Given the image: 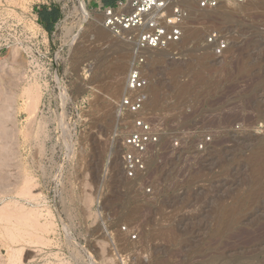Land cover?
<instances>
[{
	"label": "rangeland",
	"instance_id": "rangeland-1",
	"mask_svg": "<svg viewBox=\"0 0 264 264\" xmlns=\"http://www.w3.org/2000/svg\"><path fill=\"white\" fill-rule=\"evenodd\" d=\"M176 1L179 53L148 66L162 135L131 180L117 132L131 46L82 1L0 0V264H264V0ZM49 4L51 32L31 21Z\"/></svg>",
	"mask_w": 264,
	"mask_h": 264
},
{
	"label": "built area",
	"instance_id": "built-area-1",
	"mask_svg": "<svg viewBox=\"0 0 264 264\" xmlns=\"http://www.w3.org/2000/svg\"><path fill=\"white\" fill-rule=\"evenodd\" d=\"M87 7L96 8L101 15V25L116 37L131 46L125 93L117 103L120 119L117 132H122L121 164L126 178L134 180L147 171L148 159L156 149L162 129L154 124L146 113V91L149 84V63L155 52L178 55L184 25L188 18L185 9L176 0H79ZM200 9H215L222 4H241L253 0H195ZM39 7L32 6L31 21L43 26L40 21ZM0 21V30L5 26ZM12 29L19 24L12 23ZM216 54L228 47L227 41L214 34L208 38ZM178 59V58H177ZM146 193L152 187L145 188ZM137 238L136 234L132 235Z\"/></svg>",
	"mask_w": 264,
	"mask_h": 264
},
{
	"label": "bare ground",
	"instance_id": "bare-ground-1",
	"mask_svg": "<svg viewBox=\"0 0 264 264\" xmlns=\"http://www.w3.org/2000/svg\"><path fill=\"white\" fill-rule=\"evenodd\" d=\"M248 2V1H247ZM253 3V2H252ZM246 4V3H245ZM223 5V4H222ZM233 5V4H232ZM249 6V5H248ZM81 7H83L82 9H83V12H84V15H85V17H89V15H90V10H89V8L87 7V5L84 3V2H82V5H81ZM230 10V9H229ZM228 10V11H229ZM252 11V10H251ZM226 12V11H225ZM233 12V11H232ZM205 13H207V12H205ZM104 31V30H103ZM103 31H101V32H103ZM103 34H106V32L104 33L103 32ZM183 37V36H182ZM77 38V35H74V37H73V39H72V41H74L75 39ZM122 41V40H121ZM115 42V41H114ZM124 42V41H123ZM73 43V42H72ZM111 43V42H110ZM114 44H116V42L115 43H113V46H114V48H115V45ZM122 43H120V45H121ZM119 45V44H118ZM118 46V48H120L119 50H118V48H117V50H118V56H117V59H118V66H117V68H116V74H117V76H120L122 73H123V71H124V65L122 64L123 63V60H124V58H125V52L123 51V49L121 48V46ZM116 46H117V44H116ZM155 53H157V52H155ZM159 53V52H158ZM162 53V52H161ZM154 54V53H153ZM153 54H152V56H153ZM155 56V55H154ZM5 66H8V64H6V60H2V58H0V71H1V69H3V68H5ZM5 71V70H4ZM152 80V79H151ZM1 81V80H0ZM5 81V80H4ZM155 82V85H156V88H153V90L154 91H156L158 88H159V86L162 84V83H164V81L163 80H159V79H155L154 80ZM153 83V84H154ZM0 84H1V82H0ZM154 85V86H155ZM149 87L151 88V86H149L148 85V87H147V91H149L148 89H149ZM151 93V92H150ZM149 93V94H150ZM152 94V95H151ZM149 96L150 97H153V94L154 93H151ZM2 95L4 96L5 95V93H2ZM1 95V96H2ZM1 98V97H0ZM3 98V97H2ZM157 98V97H156ZM149 100H153L152 98L151 99H149ZM156 101V100H155ZM167 102V101H166ZM186 147V146H185Z\"/></svg>",
	"mask_w": 264,
	"mask_h": 264
},
{
	"label": "trees",
	"instance_id": "trees-1",
	"mask_svg": "<svg viewBox=\"0 0 264 264\" xmlns=\"http://www.w3.org/2000/svg\"><path fill=\"white\" fill-rule=\"evenodd\" d=\"M107 3H110L111 0H106ZM39 16H40V21L43 25V27L47 31H52L54 24L59 20L60 17V11L58 8H54L51 10H47L45 8L39 9Z\"/></svg>",
	"mask_w": 264,
	"mask_h": 264
},
{
	"label": "crops",
	"instance_id": "crops-1",
	"mask_svg": "<svg viewBox=\"0 0 264 264\" xmlns=\"http://www.w3.org/2000/svg\"><path fill=\"white\" fill-rule=\"evenodd\" d=\"M115 1L116 0H111V2L110 3H115ZM105 2H106V0H105ZM56 6H53V5H45V6H42V7H39V9H43V8H45V9H47V10H51V9H54ZM56 8H58V7H56ZM60 11V10H59ZM59 19H60V17H59ZM58 22V21H57ZM57 22L54 24V27H53V29H52V31L55 29V26H56V24H57ZM48 32H50V31H48Z\"/></svg>",
	"mask_w": 264,
	"mask_h": 264
}]
</instances>
